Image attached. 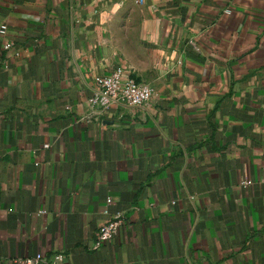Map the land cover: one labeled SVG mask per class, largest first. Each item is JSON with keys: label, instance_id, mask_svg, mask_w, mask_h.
<instances>
[{"label": "crops", "instance_id": "obj_1", "mask_svg": "<svg viewBox=\"0 0 264 264\" xmlns=\"http://www.w3.org/2000/svg\"><path fill=\"white\" fill-rule=\"evenodd\" d=\"M2 23L0 264H264V0H0ZM119 66L148 102L97 114Z\"/></svg>", "mask_w": 264, "mask_h": 264}, {"label": "built area", "instance_id": "obj_2", "mask_svg": "<svg viewBox=\"0 0 264 264\" xmlns=\"http://www.w3.org/2000/svg\"><path fill=\"white\" fill-rule=\"evenodd\" d=\"M228 12V10H226ZM7 30L6 24H0V37H5ZM193 44V40L190 41ZM2 48L6 51L13 52L18 55L17 50L13 48V42L6 40ZM0 68L8 69L6 60L0 56ZM129 68L119 66L108 75H101L95 79L94 87L87 103L97 114H102L110 107H142L148 102L150 88L145 82L136 80ZM262 178L261 183L264 186V165L261 167ZM249 179L243 180L242 184H250ZM111 199H107V205ZM109 215L105 222L99 227L96 239L93 242V247L98 248L102 244L113 239L117 234L120 226L123 223V215L117 213L110 215L109 209L106 206L103 211ZM17 264H65L61 252H53L45 254L37 252L32 256L25 258H16L13 260Z\"/></svg>", "mask_w": 264, "mask_h": 264}]
</instances>
